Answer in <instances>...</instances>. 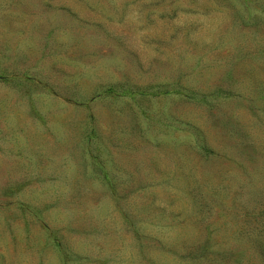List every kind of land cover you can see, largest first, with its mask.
Here are the masks:
<instances>
[{
  "label": "rangeland",
  "instance_id": "1",
  "mask_svg": "<svg viewBox=\"0 0 264 264\" xmlns=\"http://www.w3.org/2000/svg\"><path fill=\"white\" fill-rule=\"evenodd\" d=\"M0 264H264V0H0Z\"/></svg>",
  "mask_w": 264,
  "mask_h": 264
}]
</instances>
